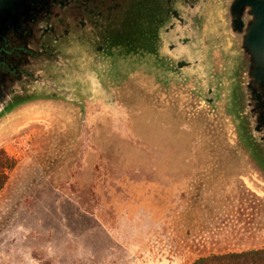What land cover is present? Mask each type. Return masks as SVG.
<instances>
[{"label": "rangeland", "instance_id": "rangeland-1", "mask_svg": "<svg viewBox=\"0 0 264 264\" xmlns=\"http://www.w3.org/2000/svg\"><path fill=\"white\" fill-rule=\"evenodd\" d=\"M216 20L178 71L127 49L98 68L79 51L71 70L41 57L30 97L0 112V149L17 161L0 192V264H192L264 248V151ZM21 129L31 146L15 157Z\"/></svg>", "mask_w": 264, "mask_h": 264}, {"label": "flooded vegetation", "instance_id": "flooded-vegetation-1", "mask_svg": "<svg viewBox=\"0 0 264 264\" xmlns=\"http://www.w3.org/2000/svg\"><path fill=\"white\" fill-rule=\"evenodd\" d=\"M229 1L18 0L0 11V105L12 100L11 93L23 94L29 79L43 78V55L46 64L70 70L75 51L96 68L121 49L149 53L165 71L197 64L203 46L197 41L210 20L224 32L219 7Z\"/></svg>", "mask_w": 264, "mask_h": 264}, {"label": "water", "instance_id": "water-1", "mask_svg": "<svg viewBox=\"0 0 264 264\" xmlns=\"http://www.w3.org/2000/svg\"><path fill=\"white\" fill-rule=\"evenodd\" d=\"M16 1L0 0V11L15 7ZM40 1L48 3L50 0ZM223 8L227 30L240 55L238 71L243 113L251 129L253 127L251 131L258 134L254 135L264 151V0H230ZM11 96L14 101L4 108L0 105V112L30 97L17 92Z\"/></svg>", "mask_w": 264, "mask_h": 264}, {"label": "trees", "instance_id": "trees-1", "mask_svg": "<svg viewBox=\"0 0 264 264\" xmlns=\"http://www.w3.org/2000/svg\"><path fill=\"white\" fill-rule=\"evenodd\" d=\"M7 109H10V107ZM16 166V159L8 155L3 149H0V192L5 187L10 173ZM192 264H264V248L202 256L197 258Z\"/></svg>", "mask_w": 264, "mask_h": 264}, {"label": "built area", "instance_id": "built-area-1", "mask_svg": "<svg viewBox=\"0 0 264 264\" xmlns=\"http://www.w3.org/2000/svg\"><path fill=\"white\" fill-rule=\"evenodd\" d=\"M30 140L31 133L28 130L21 129L16 132L10 139V146L15 150L13 156L16 157L17 155L28 152L31 146Z\"/></svg>", "mask_w": 264, "mask_h": 264}, {"label": "crops", "instance_id": "crops-1", "mask_svg": "<svg viewBox=\"0 0 264 264\" xmlns=\"http://www.w3.org/2000/svg\"><path fill=\"white\" fill-rule=\"evenodd\" d=\"M25 84V83H24ZM25 86H22V87H20L21 89H22V92H23V90L25 89L24 88ZM52 87H54V85L52 86ZM24 88V89H23ZM21 91V90H20ZM20 123H22V122H20ZM16 127V126H15Z\"/></svg>", "mask_w": 264, "mask_h": 264}]
</instances>
